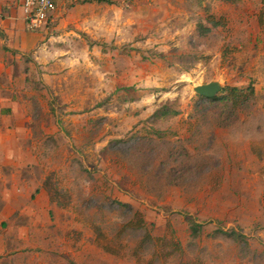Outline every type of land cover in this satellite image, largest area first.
<instances>
[{"label":"rangeland","instance_id":"374dc122","mask_svg":"<svg viewBox=\"0 0 264 264\" xmlns=\"http://www.w3.org/2000/svg\"><path fill=\"white\" fill-rule=\"evenodd\" d=\"M78 1L83 10L66 0L43 29L28 28L35 45L9 59L13 82L0 80V140L14 132L28 163L23 189L38 184L60 208L64 264H140L131 251L144 229L115 238L120 255L96 244L105 241L95 227L113 238L133 219L120 202L154 236L181 243L156 264H264L262 2ZM210 14L227 24L202 33ZM213 80L253 84L254 95L201 99L195 86ZM186 213L203 225L199 236ZM220 229L247 241L214 236Z\"/></svg>","mask_w":264,"mask_h":264},{"label":"crops","instance_id":"0c3cea01","mask_svg":"<svg viewBox=\"0 0 264 264\" xmlns=\"http://www.w3.org/2000/svg\"><path fill=\"white\" fill-rule=\"evenodd\" d=\"M22 1L0 0V80L8 78L10 83L14 66L9 64V59L13 61L14 53L20 54L19 50L26 49L31 39L33 45L36 42L37 33L28 29ZM257 1L264 6V0ZM85 5L76 0L71 8L83 10ZM65 8L66 0H58L57 12ZM3 91L4 85L0 83V93ZM9 99L12 102L6 105L13 106V98ZM3 102L1 94L0 103ZM1 116L4 117L0 108V119ZM27 165L22 163L14 132L7 144L0 140V264H64L63 224L58 221L60 208L47 190H38V184L34 190L23 189L25 184L30 185L21 174V168Z\"/></svg>","mask_w":264,"mask_h":264},{"label":"trees","instance_id":"16d2710c","mask_svg":"<svg viewBox=\"0 0 264 264\" xmlns=\"http://www.w3.org/2000/svg\"><path fill=\"white\" fill-rule=\"evenodd\" d=\"M234 1V0H233ZM208 25L204 23L199 24L200 31L202 33H208L212 28L217 26H225L227 24L226 19L221 17L217 18L214 14H210L207 17ZM255 88L253 84L248 86L247 88H239L236 86H226L223 87L222 91L216 96L212 98H208L205 96H201L200 98L206 101H217V100H230L233 101L234 104L246 103L247 100L251 99V96L254 95ZM169 109H162L160 112V116H165L170 113ZM125 141V140H124ZM120 206L127 207L130 211L133 212V219L122 226L118 233L113 238H108L105 232L99 228L95 227V231L98 239H102L105 242H100V240H96V244L99 245L106 252L112 253L114 255H120V251L122 250V245L117 244L115 238H119L124 235L130 228L132 229H144V234L139 242L134 246L131 251V254L136 258V261L140 264H156L157 260L167 259L171 256H174L176 253L182 251L181 243L175 240V236L168 238L167 236H154L151 231L148 229L147 224L145 222L144 216L141 211L135 210L131 205L127 203H119ZM186 220L189 222L191 233L194 236H199L203 232V225L200 222H197L196 219L190 214H185ZM174 233V231H172ZM228 236L233 238L236 241L242 242L247 241V236L239 231H227L224 229L216 230L214 232V236ZM149 246H153L154 252L152 253V258L146 260L143 257V252Z\"/></svg>","mask_w":264,"mask_h":264},{"label":"built area","instance_id":"2783aa9c","mask_svg":"<svg viewBox=\"0 0 264 264\" xmlns=\"http://www.w3.org/2000/svg\"><path fill=\"white\" fill-rule=\"evenodd\" d=\"M58 8V0H23L22 9L28 28L43 29Z\"/></svg>","mask_w":264,"mask_h":264},{"label":"water","instance_id":"95a60500","mask_svg":"<svg viewBox=\"0 0 264 264\" xmlns=\"http://www.w3.org/2000/svg\"><path fill=\"white\" fill-rule=\"evenodd\" d=\"M195 91L201 96L208 98L216 97L223 89V85L220 81L213 80L209 83L199 84L195 86Z\"/></svg>","mask_w":264,"mask_h":264}]
</instances>
